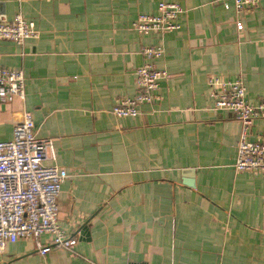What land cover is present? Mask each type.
<instances>
[{
	"label": "crops",
	"instance_id": "0c3cea01",
	"mask_svg": "<svg viewBox=\"0 0 264 264\" xmlns=\"http://www.w3.org/2000/svg\"><path fill=\"white\" fill-rule=\"evenodd\" d=\"M162 1L184 8L178 29L131 28ZM19 13L39 36L0 39V66L25 77L22 102L0 98V141L21 107L32 113L36 135L52 139L44 163L67 172L58 223L78 241L41 254L19 238L0 264H264V172L235 169L242 125L214 109L209 85L241 78L264 139V1L236 12L218 0H0V21ZM157 45V100L115 116L136 92L141 49Z\"/></svg>",
	"mask_w": 264,
	"mask_h": 264
},
{
	"label": "built area",
	"instance_id": "2783aa9c",
	"mask_svg": "<svg viewBox=\"0 0 264 264\" xmlns=\"http://www.w3.org/2000/svg\"><path fill=\"white\" fill-rule=\"evenodd\" d=\"M218 1L226 9L233 7L236 12H241L258 6L261 0ZM184 11L180 4L162 1L156 14H139L131 28L139 34H164L178 29L176 19ZM237 28H242L241 22H237ZM38 36L35 23L20 13L10 21H0V39L21 44ZM141 54L144 62L135 70L136 92L131 97L119 98L113 105L111 112L117 117L136 116L140 104L157 100L159 81L167 76L166 70L159 69L155 62L163 54L161 45L144 46ZM209 85L213 90L214 109L232 112L242 125L235 169L264 172V139L253 137L251 131L261 107L247 101L241 78H211ZM0 98L24 100L23 70L0 66ZM52 146L51 138L36 135L32 113L21 107L14 122L12 139L0 141V252L8 242L13 243L19 238H33L41 254L51 247L71 249L78 241L77 236L67 234L58 223V197L68 175L56 164L44 163ZM43 234L51 236L48 243L41 242Z\"/></svg>",
	"mask_w": 264,
	"mask_h": 264
},
{
	"label": "water",
	"instance_id": "95a60500",
	"mask_svg": "<svg viewBox=\"0 0 264 264\" xmlns=\"http://www.w3.org/2000/svg\"><path fill=\"white\" fill-rule=\"evenodd\" d=\"M85 228H86V227H83V226H82V227L78 230V232H79L80 235H84V234H86V232H85Z\"/></svg>",
	"mask_w": 264,
	"mask_h": 264
}]
</instances>
